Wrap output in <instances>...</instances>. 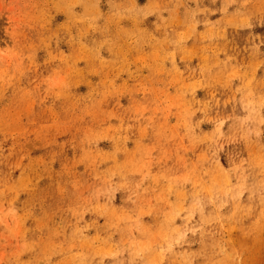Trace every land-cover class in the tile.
I'll use <instances>...</instances> for the list:
<instances>
[{"label":"rangeland","instance_id":"1","mask_svg":"<svg viewBox=\"0 0 264 264\" xmlns=\"http://www.w3.org/2000/svg\"><path fill=\"white\" fill-rule=\"evenodd\" d=\"M0 264H264V0H0Z\"/></svg>","mask_w":264,"mask_h":264}]
</instances>
